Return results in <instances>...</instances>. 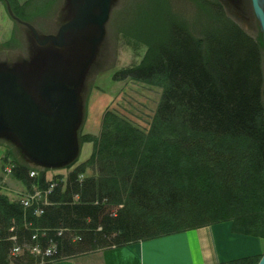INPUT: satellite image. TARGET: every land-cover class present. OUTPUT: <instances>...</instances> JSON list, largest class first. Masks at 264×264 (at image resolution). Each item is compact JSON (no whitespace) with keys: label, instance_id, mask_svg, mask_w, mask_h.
<instances>
[{"label":"trees","instance_id":"trees-1","mask_svg":"<svg viewBox=\"0 0 264 264\" xmlns=\"http://www.w3.org/2000/svg\"><path fill=\"white\" fill-rule=\"evenodd\" d=\"M204 43L202 46L187 29L171 23L163 42L151 44L142 63L115 73L117 80L131 78L154 83L160 78L164 88L149 133L153 145L138 146L140 157L133 151L131 159L128 158L129 167L122 175L129 188L126 195L114 190L103 176L79 181L77 173L84 168L80 166L66 175L65 182L59 183L51 195L53 204L40 209V217L24 212L20 203L12 202L6 195L0 196V264L40 263L41 257L29 249L23 255L13 256L15 243L22 247L24 243H37L44 252L53 245L55 253L46 257L45 262L52 264L54 260L227 220L232 221L235 232L264 238L261 50L253 38L233 23L207 33ZM173 119L179 120L183 131L177 129L179 125L158 129L159 123ZM107 122L114 125L113 119ZM128 131L132 138L127 136ZM141 136L130 124H125L121 140L125 143L135 138L134 142ZM237 140H247L249 145L239 146ZM133 142L127 143V147L135 148ZM232 143L234 148L229 147ZM161 153L159 163L154 157ZM184 153L192 156V160ZM166 154H176L177 157L170 158L176 162L193 164L191 180L204 182L200 176L210 174L211 183L206 186L214 189L211 198L216 194L222 199L236 196L240 188L248 189L250 194L256 191L254 197H248L247 202L241 198L237 212L219 211L210 205L213 207L210 216L200 196L195 194L205 196L207 191L201 192L197 187L183 189L180 181L174 180L172 162ZM150 160H154V165L146 163ZM29 170L27 165L17 164L12 174L26 187L33 180ZM38 174L36 180L44 184L58 173ZM123 199H129L131 206L119 207ZM231 213L236 215L229 217ZM25 214L31 228L23 226ZM59 230L65 233L60 235ZM260 257L249 255L217 264H257Z\"/></svg>","mask_w":264,"mask_h":264},{"label":"rangeland","instance_id":"rangeland-1","mask_svg":"<svg viewBox=\"0 0 264 264\" xmlns=\"http://www.w3.org/2000/svg\"><path fill=\"white\" fill-rule=\"evenodd\" d=\"M260 2L264 9V0ZM104 3L100 0L90 7V0L87 3L86 0H0V7L5 8L14 19L11 18L14 29L11 32L6 30L8 32L3 41L0 37V70L16 72L27 91L47 111L49 107L41 86L54 78L75 83L80 111L75 131L77 154L74 166L68 163L54 170L45 169L26 154L14 135L0 133V160L5 167L25 164L37 172H45L49 176L61 173L64 177L78 166L84 167V176L89 177L106 178L111 176V170H115L116 177L120 183L123 182V172L120 173L118 165L124 164V167L121 165L122 171L127 169L131 152H136L139 158L142 153H138L140 146L153 145L149 133L163 92V80L158 78L154 83L131 78L117 80L114 75L117 71L142 63L149 46L163 42L171 23L186 28L202 46H205L203 40L208 32L218 31L231 22L239 25L260 47L264 80V34L252 0H111L109 16L101 28L95 23L70 26L64 30V44H56L51 39L59 40L62 26L77 17L85 18L89 11L101 13ZM5 18H8L6 14ZM4 25L7 27V23ZM47 38L49 40L43 44L42 41ZM107 119H113L114 125ZM125 124H130L138 134L143 135L133 142L135 148H128L127 142L125 144V140H121ZM177 129L183 131L180 127ZM229 147L234 148L235 144ZM156 155L154 158L161 161L162 153ZM193 169V164L172 161L174 180H179L183 189L197 187L199 191H207L206 197L199 199L206 205L208 215L211 216L213 207L221 211L227 201L242 200L241 188L236 196H226L224 201L217 194L211 198L214 189L206 186L211 182L210 174H201L204 182L199 183L190 179ZM198 170L202 171L200 167ZM1 174L2 184L7 190L1 194L12 202L21 203L23 197L19 195L26 192L24 183L14 177L10 169ZM40 196L37 195L36 199ZM32 200L22 201L24 212L32 205ZM218 202L221 204L217 205ZM258 209L262 210V207ZM226 222L232 223L230 220ZM25 225L27 223H23ZM261 239L264 242V238ZM23 245L14 256L24 254L22 249L27 244ZM35 246H32L35 252L31 251L34 255L43 250L37 243ZM50 247L54 248L53 245ZM263 253L264 248L260 255ZM37 254L44 258L42 253Z\"/></svg>","mask_w":264,"mask_h":264},{"label":"water","instance_id":"water-1","mask_svg":"<svg viewBox=\"0 0 264 264\" xmlns=\"http://www.w3.org/2000/svg\"><path fill=\"white\" fill-rule=\"evenodd\" d=\"M99 1L90 0V7ZM104 2L101 13L89 11L87 17H77L62 26L59 40L51 39L56 44H64L63 33L70 26L95 23L101 28L109 16L111 0ZM252 4L264 34V9L260 0H252ZM41 91L48 111L27 91L16 72L0 70V133L14 135L33 161L56 168L68 164L77 154L75 131L80 120L77 85L54 78L46 81ZM258 264H264V254Z\"/></svg>","mask_w":264,"mask_h":264},{"label":"crops","instance_id":"crops-1","mask_svg":"<svg viewBox=\"0 0 264 264\" xmlns=\"http://www.w3.org/2000/svg\"><path fill=\"white\" fill-rule=\"evenodd\" d=\"M4 14L9 19L4 20ZM12 21L7 10L0 7L2 41L7 35L6 30L11 32L14 29ZM263 248V239L233 231L231 222H220L82 254L53 264H217L260 254Z\"/></svg>","mask_w":264,"mask_h":264},{"label":"bare ground","instance_id":"bare-ground-1","mask_svg":"<svg viewBox=\"0 0 264 264\" xmlns=\"http://www.w3.org/2000/svg\"><path fill=\"white\" fill-rule=\"evenodd\" d=\"M12 18V17H11ZM13 19V18H12ZM14 20V19H13ZM233 22H231L230 24H232ZM233 24H235V23H233ZM235 25H237V24H235ZM237 26H239V25H237ZM183 27V26H182ZM240 27V26H239ZM186 29V28H185ZM214 32H216V31H210V32H208V34L209 33H214ZM205 37L206 36H204V40H203V42L205 41ZM195 38V37H194ZM196 39V38H195ZM198 40V39H197ZM262 54V53H261ZM261 68H262V60H261ZM158 78V77H157ZM164 89V88H163ZM263 105H264V101H263ZM179 125V127H180V122H179V120H176V119H173V120H171V121H164V122H161V123H159V125H158V129L160 130L161 129V127H170V128H175V127H177ZM129 132L130 131H128L127 132V136L130 138L131 136H130V134H129ZM132 138V137H131ZM133 140L134 139H129V141H127V143H129L130 141H132L133 142ZM237 144L239 145V146H244V145H249V141H247V140H243V141H239V140H237ZM127 145H129V144H127ZM180 153V152H179ZM171 155L172 154H169L166 158H167V160H169L170 158H171ZM183 155H185L187 158H188V160H192V156H188V155H186L185 153L183 154ZM174 157H177L176 156V154L172 157V158H174ZM1 159H3V158H1ZM5 160H6V158H5ZM73 161H74V159L71 161V162H69V164H71V165H73L74 163H73ZM170 161L172 162L173 160L172 159H170ZM2 161L0 160V173H2V172H5V171H7L8 169H12V168H14L17 164H12L9 168H8V166L7 167H5V165L4 164H2L1 163ZM146 163H148V164H152V165H154V160H150V161H147ZM159 163H162L161 161H159ZM121 165H122V167H124V164H119L118 165V167H119V169H120V173L121 172H123L122 174H121V177L123 178V176L126 174V169H124L123 171L121 170ZM74 166V165H73ZM79 167V166H78ZM78 167L75 169L74 167H71V168H74V169H72V170H70L69 172H74V171H76L77 169H78ZM129 167V166H128ZM85 169L83 168V170H80V171H78V180L79 181H83L85 178H87V177H89V176H84V174H85ZM32 172H34L35 174L33 175L32 174ZM111 172H112V174H111V176H106V179H108L109 180V182H110V185L112 186V188L114 189V190H116V191H120V192H123V194L125 193V195L127 194V190L129 189V188H127V185L124 183V181L123 182H121L120 183V179L119 178H117L116 176H118V175H116V171L115 170H111ZM38 173H41V172H37L36 170H33L32 168H31V170H29V176H30V178L31 179H33V180H31V183H30V185L29 186H26V188L28 189V196H29V198H31V199H34V202H35V205H29V207L28 208H26V210L27 211H25L26 213H32V212H34V214H35V216L36 217H40L41 216V213H40V209H45L47 206H51L52 204H53V202H51L52 201V199H51V195L54 193V192H56V190L58 189L57 187H58V185H59V183L60 182H65V180H66V175H65V177H64V175H62L61 173L60 174H57V175H55L54 177H52L51 179H49V180H46L45 181V183L44 184H42V183H39L37 180H36V178L39 176V174ZM118 173V172H117ZM123 175V176H122ZM195 175V174H194ZM90 177H92V176H90ZM193 177V176H192ZM199 181V180H198ZM201 181H199V183H200ZM211 183V182H210ZM66 189V185L65 184H63V186L61 187V190L62 191H64ZM0 191L1 192H6L7 190H5V187L3 186V184H1L0 185ZM259 191V190H258ZM1 192H0V196H2V194H1ZM196 192H198V191H196ZM202 192V191H201ZM256 192V191H255ZM255 192H254V194H255ZM39 194H41V196H40V198L39 199H36L37 197V195H39ZM197 196H200V197H203L204 195H201V194H199V193H195ZM254 194H250V192L248 191V189H244L243 190V192H241V195L243 196V201L244 202H247V201H245L248 197H254ZM124 195V196H125ZM124 196H123V198H124ZM256 196V195H255ZM250 199V198H249ZM222 201H224L223 199H222ZM17 203H20V202H17ZM21 205H22V203H20ZM217 205H220L221 203L220 202H218V203H216ZM224 205H225V203H223ZM131 206L130 204H129V199H127V200H124L123 199V202H122V204H120L119 205V207L121 206V207H124V206ZM216 205V206H217ZM241 205V201L240 202H238L237 200H230V201H227L226 202V206L222 209V210H226L225 212H233V211H236V210H238L239 209V206ZM230 207V208H229ZM229 208V209H228ZM116 211H117V207L115 208V213H116ZM24 223H27V225H25V227L26 228H28V227H30L31 228V226H32V224H31V222L30 221H28L27 219H26V214H25V218H24ZM172 223H173V225H178V223H176L175 224V221H172ZM215 224V223H214ZM204 227V226H203ZM192 229H194V228H192ZM180 230H178L177 232H179ZM57 233L58 234H64L65 233V231H62V230H59V231H57ZM173 233H176V232H173ZM173 233H170V234H173ZM165 235H169V234H163V235H158V236H155L154 238H157V237H161V236H165ZM149 239H153V238H149ZM142 240H148V239H139L138 241H136V242H139V241H142ZM132 243H134V242H132ZM129 244H131V243H129ZM14 245H19V244H17V243H15ZM125 245H128V244H125ZM125 245H123V246H125ZM20 246V245H19ZM26 247L24 248V249H22L23 251H25V249H29L30 251H33V252H35V249H33V247L32 246H35V245H29V244H27V245H25ZM21 247V246H20ZM36 247V246H35ZM102 250H105V249H102ZM98 251V250H97ZM53 252H55V248H51V253H46V252H44V251H39V252H37V253H42V254H44V258H41V261H40V263H35V264H45V262H46V257H49V256H51L52 254H53ZM94 252V251H93ZM35 254V256H37L38 254ZM90 253V252H89ZM264 254V253H263ZM10 257L12 258V256L10 255ZM258 264V263H257Z\"/></svg>","mask_w":264,"mask_h":264},{"label":"built area","instance_id":"built-area-1","mask_svg":"<svg viewBox=\"0 0 264 264\" xmlns=\"http://www.w3.org/2000/svg\"><path fill=\"white\" fill-rule=\"evenodd\" d=\"M32 174L34 175L35 173L32 172ZM28 198H29V196L27 195V196L23 197V199L21 201H23L24 199H28ZM29 199H31V198H29ZM26 202L28 203V201H26ZM32 205H35L34 199L32 200ZM39 211H40V213H42V210H39ZM13 239H16V237H14ZM51 248L52 247H48L46 250V253H48V254L51 253ZM20 251H21V247L19 245H14L13 252H11V254L14 255L15 253H19Z\"/></svg>","mask_w":264,"mask_h":264}]
</instances>
